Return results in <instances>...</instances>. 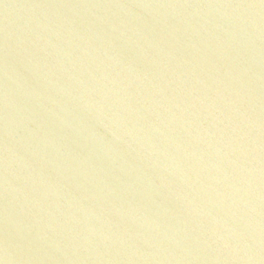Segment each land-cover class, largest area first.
I'll list each match as a JSON object with an SVG mask.
<instances>
[{
    "label": "water",
    "instance_id": "water-1",
    "mask_svg": "<svg viewBox=\"0 0 264 264\" xmlns=\"http://www.w3.org/2000/svg\"><path fill=\"white\" fill-rule=\"evenodd\" d=\"M0 264H264V0H0Z\"/></svg>",
    "mask_w": 264,
    "mask_h": 264
}]
</instances>
